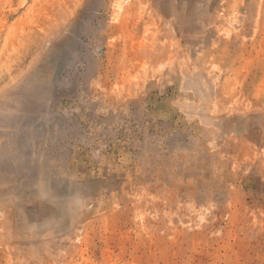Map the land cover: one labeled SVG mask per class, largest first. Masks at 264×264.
<instances>
[{"label": "rangeland", "instance_id": "1", "mask_svg": "<svg viewBox=\"0 0 264 264\" xmlns=\"http://www.w3.org/2000/svg\"><path fill=\"white\" fill-rule=\"evenodd\" d=\"M0 264H264V0H0Z\"/></svg>", "mask_w": 264, "mask_h": 264}]
</instances>
